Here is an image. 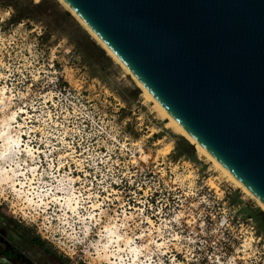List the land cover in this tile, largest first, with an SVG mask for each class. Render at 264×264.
<instances>
[{
	"label": "rangeland",
	"instance_id": "rangeland-1",
	"mask_svg": "<svg viewBox=\"0 0 264 264\" xmlns=\"http://www.w3.org/2000/svg\"><path fill=\"white\" fill-rule=\"evenodd\" d=\"M78 26L58 0H0V89L7 99L0 117L23 109L14 125H22L37 170L21 180L50 193L47 206H30L24 194L0 185L8 218L39 231L67 263L133 264L136 245L137 264H264V215L256 202L165 127L125 70L86 44ZM59 180L79 198L75 216L50 198L67 195L54 189ZM107 224L132 241L120 242L121 251L111 244L115 255L104 260Z\"/></svg>",
	"mask_w": 264,
	"mask_h": 264
},
{
	"label": "water",
	"instance_id": "water-1",
	"mask_svg": "<svg viewBox=\"0 0 264 264\" xmlns=\"http://www.w3.org/2000/svg\"><path fill=\"white\" fill-rule=\"evenodd\" d=\"M64 1L264 203V0Z\"/></svg>",
	"mask_w": 264,
	"mask_h": 264
},
{
	"label": "bare ground",
	"instance_id": "bare-ground-1",
	"mask_svg": "<svg viewBox=\"0 0 264 264\" xmlns=\"http://www.w3.org/2000/svg\"><path fill=\"white\" fill-rule=\"evenodd\" d=\"M58 1L67 11H69L71 13V15L77 20V22L83 27V29H85L87 31V33L91 36V38L93 40H95V42L101 47V49H103L106 52V54L115 63L119 64L125 70L126 74L129 75V77L133 80L135 85L142 91V95H143L144 99L151 102L153 104L154 110L158 113V115L163 120H165V127L170 128L171 130L174 131V133L180 135L188 143H190L193 146V148L196 150V152L198 153L199 156L205 157L212 164V166L216 170H218L224 178H226L227 181L232 183L233 186L239 188L242 192H244L246 195H248L250 198H252L256 202L257 206L261 209V211L264 212V203L261 200H259L256 196H254L229 170H227L218 160H216V158H214L203 146H201L167 112V110L158 102V100L149 92V90L140 82V80H138V78L124 65V63L114 54V52L90 28H88V26L75 14V12L66 4V2L64 0H58ZM5 90H6V88L0 89V109L5 108V106H6L7 99L5 101V98H6V96H5L6 91ZM10 100H8V101H10ZM20 113H23V109L22 110L20 109L19 111H11L8 115L5 113L6 115H3L2 117H0V185L1 186L7 185V187H9L17 195V197H21L22 194H24V197H21V198L24 199V201L27 203V205L31 206V205H34L36 203L46 205L47 202L45 201L46 200L45 196H48L50 193H48L49 190H45V188H44L45 185L44 186L40 185L41 187L39 185H37L39 187L34 188L31 184V180L28 179L29 180L28 184L25 181L21 180V178H23V179L26 178V175H28L27 174L28 172L34 173L37 170V166L31 164L32 162L30 163V160H32V158L34 157V154H35L34 149L28 143L23 144V139H22L23 133L21 132L22 129L20 130V128H21L20 126H22V125H14V123L15 124L17 123L18 119H21L20 115H19ZM34 174H36V173H34ZM49 176H50V174H49ZM33 177H34V175H33ZM59 178H60V176H59ZM68 178H69V175H68ZM48 179H49V177H48ZM48 179H46V180H48ZM68 180L73 182L74 178H69ZM40 182H42V181H40ZM68 184H70V183L65 184L64 182H62V180H59L58 184L55 185L54 189H56L57 191H64V193L65 192L67 193V195L65 197H63L62 201H61L60 197L58 198L56 196L57 194L51 195L52 197H50V198H52L53 201H56V203L60 207H63L64 209H66L70 213H73L74 214L73 216H75V214H78V210L80 208L79 198H77L75 196L76 194L69 192V189L67 186ZM210 184L212 187L215 186L212 181L210 182ZM51 185H54V184H51ZM18 186H20V188ZM24 186L29 187V189L28 190L26 189L25 192L22 191V187H24ZM52 192H54V191H52ZM35 198H37V199H35ZM60 207H59V209H60ZM90 218L92 219L93 215H90ZM80 221L83 222V220H80ZM147 221L149 223L152 222L149 218L147 219ZM88 229L89 228H86V230H85L86 234L88 233ZM100 235L102 236V238L105 239V241L102 243V246H101V250L103 252L102 257L104 260H109V257H110L109 254L115 255L112 252L111 253L108 252L111 244H116L118 247V250L121 251V247L119 245L120 242H124L127 246V244H129L132 241L131 237H124L122 234H120L118 232L116 225H114V224L113 225H108V224L105 225L103 227V231ZM130 252L132 253L133 264H137L135 261L139 258L140 254H141V248L139 246L132 245L130 247Z\"/></svg>",
	"mask_w": 264,
	"mask_h": 264
},
{
	"label": "flooded vegetation",
	"instance_id": "flooded-vegetation-1",
	"mask_svg": "<svg viewBox=\"0 0 264 264\" xmlns=\"http://www.w3.org/2000/svg\"><path fill=\"white\" fill-rule=\"evenodd\" d=\"M21 223L8 218L0 203V264H74L48 249L39 231L23 229Z\"/></svg>",
	"mask_w": 264,
	"mask_h": 264
},
{
	"label": "trees",
	"instance_id": "trees-1",
	"mask_svg": "<svg viewBox=\"0 0 264 264\" xmlns=\"http://www.w3.org/2000/svg\"><path fill=\"white\" fill-rule=\"evenodd\" d=\"M68 15V14H66ZM78 25V24H77ZM79 30L82 33V37L84 38V40L86 41V44H89L90 46H92L94 49H96L98 51V53L100 54L101 57H103L104 59H106L107 61L109 60V57L106 56L103 52V50L101 48H99L95 42L90 38L89 34L87 33V31L83 28H80V26H78ZM191 148V147H190Z\"/></svg>",
	"mask_w": 264,
	"mask_h": 264
}]
</instances>
